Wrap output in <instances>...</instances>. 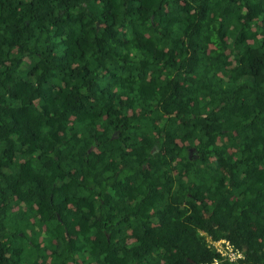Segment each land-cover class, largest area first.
Returning <instances> with one entry per match:
<instances>
[{
  "label": "trees",
  "instance_id": "1",
  "mask_svg": "<svg viewBox=\"0 0 264 264\" xmlns=\"http://www.w3.org/2000/svg\"><path fill=\"white\" fill-rule=\"evenodd\" d=\"M0 264H264V0H0Z\"/></svg>",
  "mask_w": 264,
  "mask_h": 264
},
{
  "label": "built area",
  "instance_id": "2",
  "mask_svg": "<svg viewBox=\"0 0 264 264\" xmlns=\"http://www.w3.org/2000/svg\"><path fill=\"white\" fill-rule=\"evenodd\" d=\"M225 259L230 261H235L240 258H243L244 255L241 250L233 247L231 243H229L225 239H219L212 241L209 237L206 239ZM215 263V262H214Z\"/></svg>",
  "mask_w": 264,
  "mask_h": 264
}]
</instances>
